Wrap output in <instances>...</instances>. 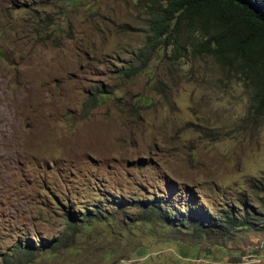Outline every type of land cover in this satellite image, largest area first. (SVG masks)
<instances>
[{
	"label": "rangeland",
	"instance_id": "1",
	"mask_svg": "<svg viewBox=\"0 0 264 264\" xmlns=\"http://www.w3.org/2000/svg\"><path fill=\"white\" fill-rule=\"evenodd\" d=\"M144 2L0 0V264H264V118L211 58L136 61ZM152 201L262 220L203 235Z\"/></svg>",
	"mask_w": 264,
	"mask_h": 264
},
{
	"label": "trees",
	"instance_id": "2",
	"mask_svg": "<svg viewBox=\"0 0 264 264\" xmlns=\"http://www.w3.org/2000/svg\"><path fill=\"white\" fill-rule=\"evenodd\" d=\"M144 1L148 36L146 45L134 54L136 61L145 66L154 51L170 47L172 62L189 57L211 58L219 69L226 70L228 75L232 73L249 93L248 113L252 121L264 118V0ZM135 71L132 66L122 70V74L128 78ZM105 94L100 92L99 96ZM91 101H98L97 96L91 97ZM160 207V203L152 201L138 220L148 222L156 216L165 225L177 229L186 226L203 235H226L232 229L259 227L258 221L262 220L254 218V213L245 208L237 212L220 211L215 218L207 213L196 216L194 211L191 214L185 209L189 214L178 213L181 218L177 222L167 212L160 213ZM102 214L95 211L92 215L100 222ZM89 218L84 215L83 221ZM69 227L71 231L77 229L74 222Z\"/></svg>",
	"mask_w": 264,
	"mask_h": 264
},
{
	"label": "built area",
	"instance_id": "3",
	"mask_svg": "<svg viewBox=\"0 0 264 264\" xmlns=\"http://www.w3.org/2000/svg\"><path fill=\"white\" fill-rule=\"evenodd\" d=\"M261 254H264V241L256 242L255 244L246 246L245 252L243 251L242 256H248V255L261 256Z\"/></svg>",
	"mask_w": 264,
	"mask_h": 264
},
{
	"label": "bare ground",
	"instance_id": "4",
	"mask_svg": "<svg viewBox=\"0 0 264 264\" xmlns=\"http://www.w3.org/2000/svg\"><path fill=\"white\" fill-rule=\"evenodd\" d=\"M262 255V254H261ZM240 264V263H239Z\"/></svg>",
	"mask_w": 264,
	"mask_h": 264
}]
</instances>
